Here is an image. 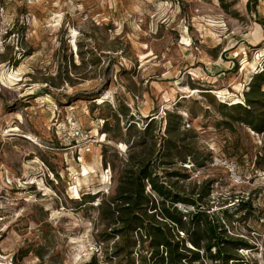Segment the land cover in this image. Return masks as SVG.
Listing matches in <instances>:
<instances>
[{
  "label": "rangeland",
  "instance_id": "rangeland-1",
  "mask_svg": "<svg viewBox=\"0 0 264 264\" xmlns=\"http://www.w3.org/2000/svg\"><path fill=\"white\" fill-rule=\"evenodd\" d=\"M247 1H0V263L124 264L99 204L150 122L191 148L178 190L212 181L205 206L249 244L235 264H264V131L221 106L264 73V0Z\"/></svg>",
  "mask_w": 264,
  "mask_h": 264
},
{
  "label": "trees",
  "instance_id": "trees-1",
  "mask_svg": "<svg viewBox=\"0 0 264 264\" xmlns=\"http://www.w3.org/2000/svg\"><path fill=\"white\" fill-rule=\"evenodd\" d=\"M256 2L248 0L246 7ZM251 80L243 100L221 104L228 111V120L223 122L227 127L237 122L260 133L264 131V90L261 89L264 73H257ZM104 127L109 132L108 123ZM168 128L167 133L177 131L173 126ZM136 133V145L144 148L128 154L112 195L99 204L102 232L116 237L115 256L125 260L124 264L241 261L238 250L248 249L249 244L227 233L225 220L231 213L223 210L215 214L205 206L212 181L206 179L196 186V191L185 193L171 180V177H186L181 173L185 169L174 167L175 162L185 163L192 156L191 148L182 143L185 139L161 137L157 141L150 122ZM160 157L163 159L158 160ZM249 205L243 203L241 209L247 212ZM133 252L137 259L131 258ZM85 264H96V257Z\"/></svg>",
  "mask_w": 264,
  "mask_h": 264
},
{
  "label": "built area",
  "instance_id": "built-area-1",
  "mask_svg": "<svg viewBox=\"0 0 264 264\" xmlns=\"http://www.w3.org/2000/svg\"><path fill=\"white\" fill-rule=\"evenodd\" d=\"M2 2H9L11 0H0ZM2 10V9H1ZM1 45V42H0ZM212 163L214 165H217L219 167H223L224 169H226V171L229 174V177L234 180V181H239L240 180V175L237 173V164L234 160L232 159H227L223 156L220 155H214L212 156Z\"/></svg>",
  "mask_w": 264,
  "mask_h": 264
},
{
  "label": "bare ground",
  "instance_id": "bare-ground-1",
  "mask_svg": "<svg viewBox=\"0 0 264 264\" xmlns=\"http://www.w3.org/2000/svg\"><path fill=\"white\" fill-rule=\"evenodd\" d=\"M97 102H102V98H98ZM0 264H4V263H0Z\"/></svg>",
  "mask_w": 264,
  "mask_h": 264
}]
</instances>
